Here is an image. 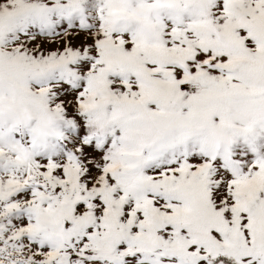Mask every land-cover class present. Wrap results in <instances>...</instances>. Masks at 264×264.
<instances>
[{
    "label": "snow or ice",
    "instance_id": "6c2138e0",
    "mask_svg": "<svg viewBox=\"0 0 264 264\" xmlns=\"http://www.w3.org/2000/svg\"><path fill=\"white\" fill-rule=\"evenodd\" d=\"M0 264H264V0H0Z\"/></svg>",
    "mask_w": 264,
    "mask_h": 264
}]
</instances>
